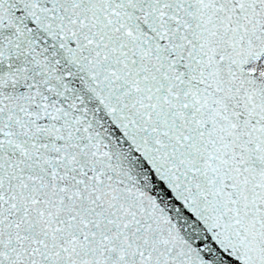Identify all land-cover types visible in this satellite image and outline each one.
<instances>
[{"label":"snow or ice","instance_id":"obj_1","mask_svg":"<svg viewBox=\"0 0 264 264\" xmlns=\"http://www.w3.org/2000/svg\"><path fill=\"white\" fill-rule=\"evenodd\" d=\"M0 264H264V0H0Z\"/></svg>","mask_w":264,"mask_h":264}]
</instances>
